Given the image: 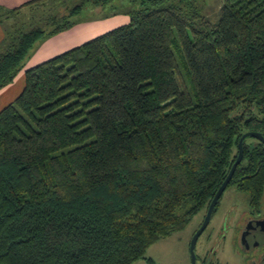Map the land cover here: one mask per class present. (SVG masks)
Wrapping results in <instances>:
<instances>
[{
  "label": "trees",
  "instance_id": "16d2710c",
  "mask_svg": "<svg viewBox=\"0 0 264 264\" xmlns=\"http://www.w3.org/2000/svg\"><path fill=\"white\" fill-rule=\"evenodd\" d=\"M110 1L0 7V89ZM130 1L125 23L24 69L0 109V264H130L207 206L244 132L264 136V0H223L216 21L204 0ZM247 138L229 184L261 191Z\"/></svg>",
  "mask_w": 264,
  "mask_h": 264
},
{
  "label": "rangeland",
  "instance_id": "374dc122",
  "mask_svg": "<svg viewBox=\"0 0 264 264\" xmlns=\"http://www.w3.org/2000/svg\"><path fill=\"white\" fill-rule=\"evenodd\" d=\"M222 1L223 0H204V14L210 17L212 21L217 20L219 15V8ZM132 8H136V4H133L130 0H111L103 8L92 7V5L90 4L85 5L78 13L76 18L79 21L87 22H84L85 24H79L75 26L72 34V42H74V44L76 45L80 44L81 42L97 34H100L105 30H109L113 27L125 23L128 17L126 14L122 13V11L130 10ZM112 10H116L118 11V13L111 14ZM37 45L38 43L29 51L27 56H29L33 52ZM19 92L14 97H12L10 101H12L19 94ZM247 139L249 142L256 141L253 137H249ZM228 185L223 192V197L219 201L221 207L220 212L215 215V217L210 221V225L205 229L204 233L197 240V252L202 249L201 246L205 244V241L209 237L212 229L220 226V217L222 216V213L225 210H228V206L232 203L231 200H227L226 196L233 192L236 193V191L233 186ZM236 201H244L246 203L247 195L244 193L239 194L236 197ZM204 211L205 207L196 212L182 231L178 233L173 232L169 236L160 238L151 243L145 249L143 256L130 264H189V241L192 238L193 233L202 223L204 217L203 215L205 213ZM220 255L223 257L222 259L224 261H227L230 264H242L240 257L234 254V251L230 247L228 241L223 243Z\"/></svg>",
  "mask_w": 264,
  "mask_h": 264
},
{
  "label": "flooded vegetation",
  "instance_id": "af4514ba",
  "mask_svg": "<svg viewBox=\"0 0 264 264\" xmlns=\"http://www.w3.org/2000/svg\"><path fill=\"white\" fill-rule=\"evenodd\" d=\"M247 176V174L242 175L241 178ZM239 184L237 182L229 184L236 191V193L233 192L226 196L227 200H231L232 203L228 206V210L222 213L220 226L212 229L205 244L201 246L202 249L197 252L196 245L198 238L210 225V221L221 210L219 201L223 197L224 191L219 197L206 227L196 240L194 246L195 264H230L224 261L220 255L222 245L226 241L229 242L234 254L240 257L242 264H264V183L261 186L262 188H260L261 191L259 190V186L244 191L239 189ZM241 193L247 195L246 203L244 201H236V197ZM209 203L205 207L203 220L207 214ZM180 231L182 230L176 232L178 233ZM192 238L189 241V252ZM191 263L192 259L190 254L189 264Z\"/></svg>",
  "mask_w": 264,
  "mask_h": 264
},
{
  "label": "crops",
  "instance_id": "0c3cea01",
  "mask_svg": "<svg viewBox=\"0 0 264 264\" xmlns=\"http://www.w3.org/2000/svg\"><path fill=\"white\" fill-rule=\"evenodd\" d=\"M25 1L27 0H0V7L7 9L13 8ZM84 22L87 21H79L76 24H74L72 27L68 28L67 30L61 31L51 37L43 39L38 43V45L35 47L33 52L29 56H27L26 59L23 61V66L21 70L16 74L13 80L9 84L5 85L0 89V109L4 105H6V103H9L12 97H14L20 91V89H22L23 70L51 56H54L64 50H67L75 46L76 44L72 42L73 30L75 26L79 24H85ZM2 35H3V27L0 24V39L2 38Z\"/></svg>",
  "mask_w": 264,
  "mask_h": 264
},
{
  "label": "water",
  "instance_id": "95a60500",
  "mask_svg": "<svg viewBox=\"0 0 264 264\" xmlns=\"http://www.w3.org/2000/svg\"><path fill=\"white\" fill-rule=\"evenodd\" d=\"M247 137H254V138H256V139H258L264 143V136L260 132H257V131H246L240 136V138L238 140V144H237V155L235 157V160L232 163V165H231L226 177L224 178L223 182L220 184V186L218 187L214 196L212 197V199L209 203V206H208L207 214L203 220V223L200 225L198 230L195 232V234L191 240V244H190V254H191V259H192L191 264H195L194 246H195L196 240H197L198 236L200 235V233L203 231V229L206 227V225L210 219L212 210L214 209V207H215L219 197L221 196L222 192L227 187L229 181L231 180V178L235 172L237 165L240 163V161L243 157V147L242 146H243L244 139Z\"/></svg>",
  "mask_w": 264,
  "mask_h": 264
}]
</instances>
